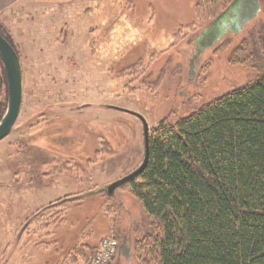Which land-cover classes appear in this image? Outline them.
I'll return each instance as SVG.
<instances>
[{
    "label": "rangeland",
    "instance_id": "rangeland-1",
    "mask_svg": "<svg viewBox=\"0 0 264 264\" xmlns=\"http://www.w3.org/2000/svg\"><path fill=\"white\" fill-rule=\"evenodd\" d=\"M229 3L0 0L23 73L19 117L0 141V264H85L105 237L129 254L119 248L113 264H140L141 203L126 187L85 194L143 161V123L125 110L152 131L264 72V7L193 59V39ZM245 40L251 65L231 64Z\"/></svg>",
    "mask_w": 264,
    "mask_h": 264
},
{
    "label": "trees",
    "instance_id": "trees-1",
    "mask_svg": "<svg viewBox=\"0 0 264 264\" xmlns=\"http://www.w3.org/2000/svg\"><path fill=\"white\" fill-rule=\"evenodd\" d=\"M0 33L18 52L1 23ZM258 45L264 57V36ZM250 47L237 46L231 64L251 65ZM7 98L0 58V120ZM121 187L148 218L135 246L140 264H264V72L188 116L160 121L146 168Z\"/></svg>",
    "mask_w": 264,
    "mask_h": 264
},
{
    "label": "water",
    "instance_id": "water-1",
    "mask_svg": "<svg viewBox=\"0 0 264 264\" xmlns=\"http://www.w3.org/2000/svg\"><path fill=\"white\" fill-rule=\"evenodd\" d=\"M261 10V3L259 0H233L230 5L214 20V22L203 30V33L195 41L196 53L193 59H197L202 52L208 47L212 46L216 41L220 40L227 29L239 33L253 18H255ZM207 34H211V41L202 42V39ZM204 43V44H203ZM0 58L4 63L7 83H8V104L6 111L0 120V141L6 138L14 127L16 120L19 117L22 101H23V73L22 66L18 52L12 44L0 33ZM131 114L139 117L144 127V158L141 165L116 180L110 185L101 190H95L88 193V195L97 192L105 191L109 196H113L115 191L140 175L146 168L150 157V126L146 118L139 113L125 110ZM125 241L120 245V249L124 250L126 257H129L125 247Z\"/></svg>",
    "mask_w": 264,
    "mask_h": 264
},
{
    "label": "built area",
    "instance_id": "built-area-1",
    "mask_svg": "<svg viewBox=\"0 0 264 264\" xmlns=\"http://www.w3.org/2000/svg\"><path fill=\"white\" fill-rule=\"evenodd\" d=\"M119 244L115 239L102 238L100 244H98V251L91 264H113L115 257L117 256Z\"/></svg>",
    "mask_w": 264,
    "mask_h": 264
},
{
    "label": "flooded vegetation",
    "instance_id": "flooded-vegetation-1",
    "mask_svg": "<svg viewBox=\"0 0 264 264\" xmlns=\"http://www.w3.org/2000/svg\"><path fill=\"white\" fill-rule=\"evenodd\" d=\"M212 23H213V22H212ZM212 23H211V24H212ZM211 24H210V25H211ZM210 25H209V26H210ZM209 26H208V27H209ZM205 29H206V28H205ZM203 30H204V29H203ZM203 30L201 31V33H200L199 35H197V36L193 39L194 45H195V41H196V39L202 35ZM211 38H212L211 34H207L206 36L203 37L202 42L205 43L207 39H209V41H211ZM189 42H191V39L189 40ZM204 43H203V44H204ZM130 58H131V57H130ZM126 59H127V58H125V60H126ZM135 59H136V58H135ZM133 63H134V62H133ZM138 167H139V166H138ZM138 167H137V168H138ZM137 168H136V169H137ZM134 170H135V169H134ZM132 171H133V170H132ZM118 189H119V188H118ZM118 189H117V190H118ZM117 190H116V191H117ZM92 191H93V190H92ZM116 191H115V193H116ZM89 192H91V191H89ZM89 192H87L85 195H88ZM81 195H82V194H80V196H81ZM83 195H84V194H83ZM114 195H115V194H114ZM114 195H113V196H114ZM76 196H77V195H74V196H72V197H76ZM80 196H77V197H80ZM124 254H125V252H124ZM125 256H126V255H125Z\"/></svg>",
    "mask_w": 264,
    "mask_h": 264
}]
</instances>
